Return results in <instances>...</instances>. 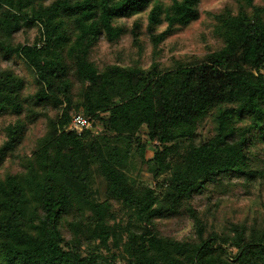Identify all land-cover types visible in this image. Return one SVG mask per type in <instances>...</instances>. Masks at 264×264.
Here are the masks:
<instances>
[{
  "label": "trees",
  "instance_id": "16d2710c",
  "mask_svg": "<svg viewBox=\"0 0 264 264\" xmlns=\"http://www.w3.org/2000/svg\"><path fill=\"white\" fill-rule=\"evenodd\" d=\"M198 2L0 0V62L20 59L36 85L21 97L23 78L0 66V117L26 112L30 123L46 118L43 108L56 112L36 147L0 173V264H264V225L203 234L189 205L209 184L235 178L248 185L264 175V158L252 149L264 144V0H238L235 12L214 15L220 46L199 62L162 70L156 62L140 68L89 60L99 37L114 43L123 34L120 18L148 8L146 30L156 44L195 20ZM33 26L31 43L13 42L15 32ZM136 27L134 21L130 31ZM75 114L96 120L100 131L69 128ZM207 116L213 133L199 140L196 129ZM26 122L0 128V166ZM142 127L155 141L148 158ZM133 151L154 186L128 174ZM95 174L104 182L102 198ZM114 203L126 214L119 232L110 223ZM183 211L195 240L158 226Z\"/></svg>",
  "mask_w": 264,
  "mask_h": 264
},
{
  "label": "rangeland",
  "instance_id": "374dc122",
  "mask_svg": "<svg viewBox=\"0 0 264 264\" xmlns=\"http://www.w3.org/2000/svg\"><path fill=\"white\" fill-rule=\"evenodd\" d=\"M162 4H168L169 0H160ZM255 4H261L262 0H253ZM239 7L238 0H199L198 17L183 27H176L169 35L160 42L153 44L149 33L146 30V14L144 11L132 15L128 18H120L116 23L124 26V32L114 43L107 42L103 37H99L89 53V60L96 66L116 63L121 66L136 65L140 68H147L150 63L156 62L160 69H169L176 63H196L203 59L205 54L215 50L220 46V40L213 34L214 15L229 10L235 12ZM137 22V27L130 31L133 22ZM165 26L161 23L154 29V33L159 32ZM135 32V37L132 36ZM37 34L35 26L18 30L13 34L14 43H31ZM0 66H7L13 72L21 76L24 86L20 92L21 97L32 93L36 85L33 82L31 71L18 58L12 57L8 61H1ZM264 72V68L261 70ZM41 109V108H40ZM34 108L35 111H40ZM46 118L38 115L34 121L27 123L26 112L19 116H1L0 128L15 119L26 122L25 133L20 143L6 156L0 166L2 173L9 165L15 164L21 156L28 155L46 131L47 118L53 119L55 110L46 107L41 110ZM89 128L92 132L100 131V124L96 120H89ZM142 127L139 136L143 142L144 156L148 158L154 149L155 141H148ZM197 138L205 140L213 133V122L211 116L205 117L197 126ZM4 139L3 132L0 133V143ZM258 158H264V144L256 143L253 148ZM128 174L134 179L136 184L154 186L155 179L140 162L138 154L133 151L128 161ZM260 165L259 162H257ZM93 187L97 191L99 198H102L104 182L97 174L94 175ZM189 205L195 211L196 217L203 225V234L209 231H216L218 234H230L232 225L236 224L244 228L247 233L251 228H260L264 225V175L257 177L254 182L243 185L239 179H223L219 184H209L206 189L193 195L189 200ZM114 203V219L110 221L115 225V230L120 231L126 220V214ZM160 230L178 240H195L192 221L186 211L179 216L158 221ZM110 249L112 247L110 246ZM230 253L234 248L228 247ZM105 254L104 252H102ZM122 264L121 260L117 261Z\"/></svg>",
  "mask_w": 264,
  "mask_h": 264
},
{
  "label": "built area",
  "instance_id": "2783aa9c",
  "mask_svg": "<svg viewBox=\"0 0 264 264\" xmlns=\"http://www.w3.org/2000/svg\"><path fill=\"white\" fill-rule=\"evenodd\" d=\"M90 122L87 117L82 116L81 114H75L71 118L69 128L80 131L82 128H87Z\"/></svg>",
  "mask_w": 264,
  "mask_h": 264
}]
</instances>
